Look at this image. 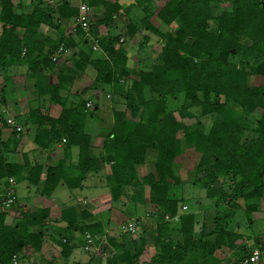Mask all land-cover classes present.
I'll use <instances>...</instances> for the list:
<instances>
[{
	"label": "trees",
	"instance_id": "16d2710c",
	"mask_svg": "<svg viewBox=\"0 0 264 264\" xmlns=\"http://www.w3.org/2000/svg\"><path fill=\"white\" fill-rule=\"evenodd\" d=\"M226 1L227 8L222 7L224 0H132L124 6L119 0H87L88 6L103 9L87 27V33L97 37L98 50H92L86 32L75 25L74 34L81 38L74 54L78 60L72 69L59 71L57 82L50 84L45 70L54 65L50 58L53 51L59 43L66 48L75 44L70 37L59 38L44 51V39L37 29L42 22L50 23L52 15L74 19L78 9L61 1L44 8L34 5L30 13H23L19 1L0 0V68L6 66L7 57L20 60L33 79L38 97L46 96L61 107L56 118L38 108L29 111L37 148H48L65 137V152L71 146L78 147L73 167L77 173L70 187L80 185L86 173L96 172L102 159L110 163L107 178L113 201L127 195L135 203L145 200L155 208L150 214L154 225H143L142 234L131 239L132 245L108 238L115 250L108 264L127 259L129 264L135 262L149 240L144 235L149 236L154 253L142 264H190L196 254L200 264H208L227 237H240L226 229L234 202L242 199L248 216L258 210L264 198V0ZM135 8L142 16L131 20ZM117 23L121 27L116 31ZM100 25L113 29L97 35ZM137 31L142 32L139 44L149 45L151 51L150 66L144 70L128 66V40ZM151 36L155 42H150ZM88 64L95 71L91 83L67 106L60 91L67 87L75 70L82 71ZM252 75H262V83L250 85L247 78ZM121 79L124 88L115 91V99L110 101L112 124L102 143L106 156H93L90 136L84 129L88 114L84 96L90 95L97 106L99 94L110 91ZM199 116L209 118L210 124L206 126ZM183 118L194 121L186 124ZM245 131L254 135L246 138ZM185 149L198 154L192 168L193 183L204 190L215 210L212 228L203 224L197 233L193 213L178 215L185 198L179 194L183 182L175 159ZM22 162L7 161L0 147V185L6 186L8 177L38 184L42 165H27L25 158ZM141 164H148L149 170L138 178L135 167ZM197 172L201 175L196 176ZM58 180L57 168L47 167L41 195L50 196ZM222 205L224 208L218 210ZM177 215L180 238L176 241L169 221ZM5 216L0 211V264H7L12 253L41 250L45 209L29 210L21 204L11 222ZM73 229L103 234L99 224L68 222L58 228L63 235H50L63 257L74 248L70 240Z\"/></svg>",
	"mask_w": 264,
	"mask_h": 264
},
{
	"label": "crops",
	"instance_id": "0c3cea01",
	"mask_svg": "<svg viewBox=\"0 0 264 264\" xmlns=\"http://www.w3.org/2000/svg\"><path fill=\"white\" fill-rule=\"evenodd\" d=\"M18 1L15 0V2L19 3V9L23 13H30L34 5L44 8L49 4H55L58 2L60 3L61 1L68 2L69 6L74 8H77L78 5V0ZM120 1L122 2L123 0H119V2ZM129 3L130 2H123L121 4L124 6ZM102 10V7H91L90 21L99 18L101 16ZM140 16H142V12L139 8H135L130 13L129 19H138L140 18ZM50 21V23L42 22L37 29V32L41 34L44 39L41 41L44 45V51H46L47 48H52V44H56L59 38L67 39L68 37H70L72 38V41L75 44L72 48H66L63 43H59L64 45V47L67 49V52L65 54L60 55L56 61H53L54 65L45 70V74L48 76L49 83L55 84L57 82V75L59 71L65 70L67 68L72 69L74 67V61L78 60L77 56H74V54L81 45V38L74 34L75 25L74 19L72 17H58L56 19V15H52ZM117 22L119 21L117 20ZM119 26L121 27V23H117L114 29L117 31ZM112 29L113 27L100 25L97 26V34L104 35L108 31L111 32ZM139 32L141 31H137V33ZM137 33H135L133 37L128 40L130 47V49L128 50L129 65L130 55L133 53L134 50L137 49V45L139 44V42L136 43ZM5 63L6 66L0 68V147L4 148L5 159L9 162L21 164L23 163V158H25V160L27 161V165L32 166L36 163L42 165L43 167L37 185L31 184L32 182L28 181L26 178H21V180H19L18 182L13 179L15 181L14 189L15 195L18 200V206L23 204L29 210H35L37 208L45 209L47 211V216L43 220L44 228L48 226L53 227L52 229L57 228L58 230V228H60L61 230L63 227L67 226L68 222H74L75 224H99L103 229L102 236H105V240L107 242L109 237H112L115 241H118L117 235H122V233L118 230V225L123 221L137 218L136 216L138 215L133 213H144L143 216H138L141 219L138 218L139 221L136 223L137 229L138 227H141V229H143V225H147V227L154 225V220L150 217V214L151 212H154L155 208L152 205H148L145 200L133 204L134 210L131 212V215H127V206L129 205L127 203H132L133 201L129 199L127 200V195H124L123 197H120L117 201H115L117 202L116 207L109 206L111 197L109 198L110 201L107 200L106 202L105 200L104 204L102 203V200H99V196H101L102 194H109V188L106 185V177L109 173L110 163L105 160L100 159L98 170L96 172L91 171L86 173L83 180L80 182V185L70 187L69 184L72 182V178H74L75 173H77V171L74 170L73 167L77 163L78 147L71 146L65 152L63 150V147L67 143V141L65 137H62L65 139L64 142H62L61 138L57 142L51 144L48 148H37L33 141L35 124H32L28 121V114L30 110L38 108L41 113H47L49 117L56 118L61 111V107L57 103L48 101L46 96L38 97V95L34 92L33 89V79L27 76V68L25 64L20 63V60H14L13 58L7 57L5 58ZM75 71L76 72L72 80L69 82V84H67V87L60 91V94L66 97L65 104L67 106L73 104L74 101L77 99L80 90L91 83V79L95 73L93 67L90 64L86 65L82 71ZM110 91H112V88L110 89ZM85 97H87V95H85ZM98 99L100 103V95ZM109 105L111 111V103ZM96 109H100L99 105ZM7 117H12L14 121L21 126V131L18 134L14 133L12 128L6 125L5 119ZM110 117L111 121L104 131V136L107 134L112 124V111L110 113ZM84 129H86L85 126ZM85 131L90 136L89 144L93 156L102 155L105 157L106 151L103 150L102 147V140H104V137L102 138L97 136V138H94L91 133H89L87 130ZM12 139L15 143L14 148L13 143H10ZM188 152L189 149H185L183 153L175 159V163L178 165V173H180L179 170L181 168L179 158L183 156H185V158H188ZM56 164H59L58 167ZM47 167L57 168L59 180L55 185L54 189L52 190L50 196H42L41 182H43L45 179V170ZM189 169L191 170V168ZM148 170V164H141L135 167V172L138 178L144 175ZM186 170L188 172V169ZM180 177L183 182L182 187L187 183L198 187L193 183V177L189 181L183 180L182 175ZM17 183H20V185L24 187V191L22 192V198L20 197V195L17 194ZM101 183L105 187L102 192L99 190V187L101 188L102 185ZM32 187H34L35 193L30 195ZM63 191L66 194L63 195ZM193 194L194 195L191 196H195L194 199H196V205L190 209L191 206H188L186 203L183 204L181 206V211H179L178 215L182 212L193 213L195 216L194 232L197 233L199 232L203 224L206 225V228H212L211 219L215 210L211 200L205 197L204 190L197 192V194ZM187 195H189V192L187 193ZM29 199L31 200L29 201ZM234 203L236 206L233 209L232 216L226 224V229L233 233H239L240 237L237 236L233 240V236L236 235L229 236L227 238L224 237L226 238L225 242L213 252L208 264H237L238 260L241 259L246 254L247 250L251 247L252 243L256 239L255 237H258L264 231V198L260 199L258 210L250 212L248 214L249 217L245 213V203L242 201V199H237ZM222 208H224L223 205L219 206L218 210H221ZM15 211L16 210H14L12 214H9L8 216L6 214L5 217L7 221L9 220V217L13 220V215ZM178 215L177 218H173L169 221V227L172 229L170 230L172 239L176 241L178 240V238H180V234L178 233ZM12 220L9 221L11 222ZM60 230L55 233L59 232V235H63V232H61ZM51 231L52 230L44 229V238L46 237L47 239H49V241H45V239H43L44 242L40 251H33L32 248L26 249L27 253L30 252L33 256L31 257V261L33 263L30 264H36L37 258L42 260V264H53V259H57L58 257L62 256L59 253V246L55 244L50 238V235H52V233L54 232ZM70 235L71 242H74V248L71 249L68 256L61 257L62 259H64L63 263L82 264L83 260L85 259H83L82 261H75L74 257H78V255L80 254H74V250L76 248L82 247V244L84 242L83 232H80L77 229H73ZM144 236L145 240H147V237L149 240L146 241L147 244L144 246L138 258L139 260H141L140 257H142L143 262L146 263L154 253V246L152 245V243H150L151 240L149 236ZM120 238L122 240V236H120ZM131 239L133 240L135 238L131 237ZM45 242L49 243L52 246L47 251H44V247L46 245ZM110 247L112 248L113 254H115V250L111 246V244ZM241 247L242 249H240ZM199 256L200 255L196 254L195 260H193V262L190 264H200ZM98 259L100 263L101 259L99 257ZM88 260L86 262H88ZM91 263L96 264L98 263V261H95L94 263L93 260H90L88 264Z\"/></svg>",
	"mask_w": 264,
	"mask_h": 264
},
{
	"label": "rangeland",
	"instance_id": "374dc122",
	"mask_svg": "<svg viewBox=\"0 0 264 264\" xmlns=\"http://www.w3.org/2000/svg\"><path fill=\"white\" fill-rule=\"evenodd\" d=\"M123 2L124 3H128V2H131V0H123L121 3H123ZM222 7L223 8H227L228 7V3H227L226 0H224V2L222 3ZM152 21L155 24L159 23L158 19H156V18H152ZM74 25H75V23H74ZM210 27H213V24H211ZM97 35H100V34H97ZM141 39H142V32H139V33H137V36H136V43L140 42ZM150 42H155V37L151 36V41ZM129 49H130V47H129ZM150 59H151V51H150L149 45L138 44L137 45V49L134 50L133 53L130 55V65L128 63V66L132 67V68L144 70V69H146V68H148L150 66V62H151ZM89 77H92V76H89ZM247 81H248V83L250 85H253V86L260 85L262 83V81H263V77H262V75H252V76L247 78ZM123 88H124V83L122 82V79H121V80L118 81L117 84H114L112 86V91H102L99 94L100 98H101V102L99 103V101H98V103H97V106L99 105L100 109H96L97 106H95V101H94V99L92 97H90V95L89 96L87 95V97L84 96V98L86 100L85 106H86V103H88V105H89V106H86V108L88 110L87 111L88 114H87V116L85 118V122H84V125H85V128H86L85 130H87L89 133H91L94 138H97V136L102 137V138L105 137L104 136V131H105L107 125H109V123L111 121V117H110L111 111H110V105H109L111 103L110 101L113 98L115 99V95H113L115 93V91L119 92V91L123 90ZM93 107H94V109H93ZM189 110L194 112L195 109L194 108H189ZM91 113H93V115ZM199 118L202 119L203 123H205L206 126H208L210 124V120H208L209 118H205V117H201V116H199ZM182 121L184 123H186V124H190V123H193L194 118H183ZM253 135L254 134L252 132H250V131H245V133H244V136L246 138H249V137H251ZM102 142H103V140H102ZM188 153H189V157L188 158L187 157L185 158V156L179 158V162H180L181 168H182V169L180 168V170H179L180 171L179 175L180 176L182 175L183 180H188L189 181L193 177V172L191 170L197 163L198 154L195 153L193 150H190V149H189ZM189 168H191V170ZM186 169H188V172H187ZM195 175L196 176H200L201 173L197 172ZM106 182H107L106 185L109 188V183H108V178L107 177H106ZM193 187H196V186H193L192 184L187 183L180 189L181 191L179 190V194H181L185 198L184 199V203H186L188 206H191L190 209L193 206L196 205L195 204L196 199H194L195 196H191V195H194L193 193L197 194V192L203 191L199 187H196V188H193ZM104 188L105 187L102 184L101 188L99 187V190L102 192V190H104ZM16 191H17V194L20 195V197L22 198L23 197L22 196V192L24 191V187L22 185H20V183H17ZM128 191L131 194V188ZM188 192H189V195H187ZM33 193H35L34 187H32V191H31L30 195H32ZM62 194L64 195L66 193H64V191H63ZM110 197H111L110 193L109 194H105V195L102 194L101 196H99V200H102L103 201L102 203L104 204L105 200L107 202V200H109ZM121 197H123V196H121ZM126 198H127V200L130 199L127 196H126ZM30 200L31 199H29V201ZM110 200H109L110 201L109 206L116 207V203L117 202L113 201L111 198H110ZM134 203H135V201H133L132 203H127V204H129L127 206V215H131L132 214L131 212L134 210L133 209L134 208V206H133ZM9 214H12V213H8L7 216ZM133 214H136L138 216H143L144 215L143 212L142 213L141 212L140 213H133ZM138 216H136V217L141 219ZM9 220H12V219L9 217ZM123 222H121V223H123ZM52 228L53 227L46 226L44 229L52 230V231H54L53 233L58 231L57 228L56 229H52ZM141 230H142L141 227H138L137 232L135 234H128L126 232L123 235L118 234L117 235V240L120 241L121 240L120 236H122V239L125 242H127V244L132 245L133 242L131 240V237H134L135 239H137L142 234ZM99 237L101 239V242H98V240H97V242H98L97 244H99V245H96V247H95L96 249L94 248L93 250H90V249L89 250H85L84 248H82L83 244H82V247H81L82 249L80 247L76 248L74 250V254H80V255H78V257H74L75 261L76 260L82 261L83 259H85V260H83V263L81 262L82 264H88L90 260H93L94 263H95V261H98V263H96V264H107L108 263V259H110L112 257V255H114V254H113L112 248L110 247V243L105 241L103 236H99ZM44 239H45V241L46 240L49 241V239H47L46 237ZM47 242H45L46 245L44 247V251H47V250H49L52 247ZM150 246H152V245H150ZM19 255H20L19 264H30V263H33L31 261L32 260L31 257H33V256L31 255L30 252L27 253V251H25L23 254L19 253ZM61 257H58L57 259H53L52 263L53 264H64L63 263L64 259H62ZM98 257L101 259L100 263H99ZM140 258H141V260H139V258H137V260L135 262L131 263V264H142L143 259H142V257H140ZM87 260H88V262H86ZM41 261H42L41 259L37 258L36 264H42ZM91 264H93V263H91ZM115 264H117V262ZM118 264H129V262H128V259H127L124 262H120V263L118 262Z\"/></svg>",
	"mask_w": 264,
	"mask_h": 264
},
{
	"label": "built area",
	"instance_id": "2783aa9c",
	"mask_svg": "<svg viewBox=\"0 0 264 264\" xmlns=\"http://www.w3.org/2000/svg\"><path fill=\"white\" fill-rule=\"evenodd\" d=\"M77 9L78 12L74 18V23L75 25H79L86 32V36L91 42L92 50L96 51L98 50L97 37L96 35L87 33V27L91 20V7L87 5V0H78ZM66 52L67 49L64 45L59 44L51 55L52 61H56L60 55L65 54ZM86 106H89L88 103H86ZM5 123L8 127L12 128L14 133L18 134L21 131V126L17 124L12 117H7ZM61 140L62 142L65 141L64 138ZM7 183L6 186L0 185V211L6 214L12 213L18 206V200L14 189L15 181L12 177H8ZM174 218H177V216ZM165 219L169 220L170 218L166 216ZM118 230L121 233L126 232L129 234H135L137 232L136 222L134 219L126 220L118 226ZM103 237L105 239L104 235ZM83 239V248L85 250L94 249L96 245H99L97 243L101 242V239L97 235L91 234L88 231L83 233ZM19 262L20 255L18 253H12L7 264H19ZM237 264H264V231L257 237V240L252 243L246 254L238 260Z\"/></svg>",
	"mask_w": 264,
	"mask_h": 264
}]
</instances>
